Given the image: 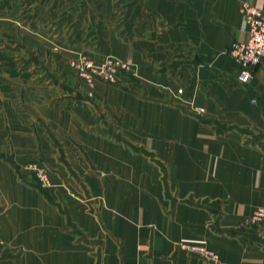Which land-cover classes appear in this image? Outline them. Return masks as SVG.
I'll return each instance as SVG.
<instances>
[{
	"label": "crops",
	"instance_id": "crops-1",
	"mask_svg": "<svg viewBox=\"0 0 264 264\" xmlns=\"http://www.w3.org/2000/svg\"><path fill=\"white\" fill-rule=\"evenodd\" d=\"M242 2L264 11L93 0L105 53L137 78L90 88L69 81L70 0H0V264H208L181 244L264 264V63L241 83L227 52L247 39ZM34 166L52 170L43 195Z\"/></svg>",
	"mask_w": 264,
	"mask_h": 264
},
{
	"label": "built area",
	"instance_id": "built-area-1",
	"mask_svg": "<svg viewBox=\"0 0 264 264\" xmlns=\"http://www.w3.org/2000/svg\"><path fill=\"white\" fill-rule=\"evenodd\" d=\"M239 13L243 18V31L247 39L245 42H231L227 52L241 67L238 81L245 83L250 79L253 69L264 63V11L242 2ZM68 65L75 78L90 88L97 82L115 86L137 78L130 64L112 57L97 61L87 57L78 58L71 60ZM251 104H255V100H251ZM196 112L200 114L203 109L196 108ZM251 223L264 224V208L253 212ZM180 248L208 264H221L218 255L203 246L181 244Z\"/></svg>",
	"mask_w": 264,
	"mask_h": 264
},
{
	"label": "rangeland",
	"instance_id": "rangeland-1",
	"mask_svg": "<svg viewBox=\"0 0 264 264\" xmlns=\"http://www.w3.org/2000/svg\"><path fill=\"white\" fill-rule=\"evenodd\" d=\"M90 4L91 9L84 10L82 7V3ZM90 2H93V0H70L69 3V22L66 24L64 23L61 27L63 31V43L64 45L71 50V57L69 58L71 60H75L78 58H84L77 55H72V51L79 48L83 50L88 55L87 58H92L93 60H102L105 57H112L108 56L107 53H105L110 45V38H111V30H114V25H109L107 22L103 24H98L97 21H95V18H90L89 14L92 16L93 12H96L94 9V6L91 5ZM56 8V5H55ZM90 11V12H89ZM65 12V9H64ZM100 20V19H99ZM97 22V23H96ZM102 55V56H101ZM104 55V56H103ZM114 58V57H112ZM69 61V62H70ZM69 68V65H68ZM72 73V72H71ZM71 74V77L69 78L70 82H73L75 79V76ZM121 85V84H120ZM119 85V86H120ZM106 140H109L108 137L105 138ZM56 142V141H55ZM55 147L59 146L57 143H54ZM61 144V142H59ZM58 148V147H57ZM59 150L62 151V146L59 147ZM0 154V161L3 164H10L11 160H8L6 156H1ZM6 155V154H5ZM59 155L61 156L62 153L59 152ZM42 162V159H40ZM43 165H45L42 162ZM35 167V168H34ZM33 169H29V173L33 174V176L36 178L39 185H35V190H37L42 195L46 192V190L51 187V182L49 176H51L50 172L52 170H49L45 166H34ZM15 176L19 179V171L14 170V167H12ZM55 174H58L56 170H54ZM102 203V202H100ZM259 209V208H257ZM255 211V210H254ZM253 215V214H252ZM252 217V216H251ZM251 222V218H250ZM255 225V224H253ZM262 225V224H261ZM258 226V225H257Z\"/></svg>",
	"mask_w": 264,
	"mask_h": 264
}]
</instances>
